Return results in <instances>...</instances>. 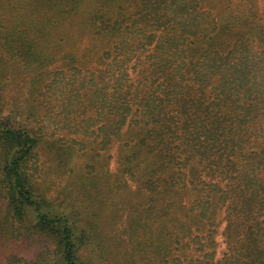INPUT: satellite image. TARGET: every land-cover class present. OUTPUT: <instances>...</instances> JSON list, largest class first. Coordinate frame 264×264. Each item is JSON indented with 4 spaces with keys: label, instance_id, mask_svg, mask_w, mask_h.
I'll return each mask as SVG.
<instances>
[{
    "label": "trees",
    "instance_id": "obj_1",
    "mask_svg": "<svg viewBox=\"0 0 264 264\" xmlns=\"http://www.w3.org/2000/svg\"><path fill=\"white\" fill-rule=\"evenodd\" d=\"M11 1L0 10L28 5ZM198 1L31 0L4 45L31 71L30 96L49 91L58 115L46 113L45 132L0 106V189L44 243L8 264H264V74L257 56L230 67L215 45L228 29ZM45 135L61 143L56 160L90 146L78 216L55 211L40 187ZM113 145L116 174L104 170Z\"/></svg>",
    "mask_w": 264,
    "mask_h": 264
},
{
    "label": "rangeland",
    "instance_id": "obj_2",
    "mask_svg": "<svg viewBox=\"0 0 264 264\" xmlns=\"http://www.w3.org/2000/svg\"><path fill=\"white\" fill-rule=\"evenodd\" d=\"M18 1H11L12 5H14L13 7L18 6ZM27 2L28 5H22L21 10L20 8L12 9L10 6L4 12L0 10V19L2 21L0 26V106L3 105L5 114L12 112V115L20 122L30 123L32 128H39V123L40 125H45L44 130L47 132V128L53 123L45 115H47L46 113L53 117L58 115L55 114L58 113L57 103L56 101L52 102L49 91L46 92L44 90L37 92L35 96H30L29 80L31 71L25 70L24 63L22 62V64L20 60L9 57L8 55L10 54L8 49H6V44L4 45L7 34L10 31L15 30L18 32V30L23 29L26 17L30 15V12H26L32 7L31 0H27ZM196 7L198 10H210L215 13L227 27L228 33L222 34L215 42V45L216 48H219L222 55L228 57L226 60H231L230 67L233 68L237 64L240 65L241 62L251 64L253 61L251 59L257 56L261 67L260 70L264 74V41L259 37L261 31L262 34L264 33V0H200ZM20 16L23 17L19 19ZM238 16L242 18L239 19ZM236 34L237 36H235ZM259 81L264 87V76L263 78L260 77ZM38 103L40 105L37 111L36 104ZM28 109L35 110L34 114H29ZM55 118L58 119L57 116ZM56 137H63L69 141L70 135L69 132L58 131ZM81 139L84 142L87 140L82 137ZM60 145V142L47 135L42 140L39 148L40 166L37 170L42 177L39 180L40 187L44 195L53 201L52 206L55 211L65 213L70 217L75 216L77 213L78 216L83 211V203L88 200V194L85 190L89 189L88 184L81 182L79 174L90 176L96 161L92 156H88L91 151L90 146L86 149L76 146L69 149L68 154L62 151L63 155H66L56 160L53 153ZM103 153L109 157V159H106L104 170L109 171L110 174H116L119 167L117 145H113L109 150L103 151ZM61 161H66L67 163L64 169L59 165ZM80 167L81 169L79 170ZM104 175L107 174L104 172ZM131 187L135 190L137 185L132 183ZM4 191L6 190L1 187L0 264H8L11 261H15L17 257L35 259L42 248L44 249V243L34 232L22 228L17 222L15 223L8 212L7 201L4 198L5 193H2ZM128 209H120L118 213L121 214L128 211ZM113 210L115 209L105 207L103 212L110 215ZM221 218L222 215H220L219 220ZM26 219H28L29 225L34 224L35 214L29 210ZM121 227H123V223L120 224L119 229ZM224 227L225 223L223 222L219 226V234L217 236L219 241L218 258L223 256L226 249L222 234ZM124 229L125 227L121 230ZM124 246L129 245L126 242ZM93 247L91 246L90 248Z\"/></svg>",
    "mask_w": 264,
    "mask_h": 264
}]
</instances>
